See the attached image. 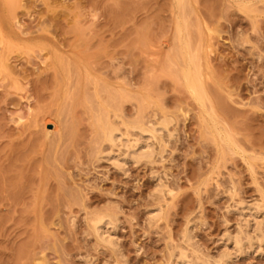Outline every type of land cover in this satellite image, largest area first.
<instances>
[{
	"label": "rangeland",
	"instance_id": "rangeland-1",
	"mask_svg": "<svg viewBox=\"0 0 264 264\" xmlns=\"http://www.w3.org/2000/svg\"><path fill=\"white\" fill-rule=\"evenodd\" d=\"M0 264H264V0H0Z\"/></svg>",
	"mask_w": 264,
	"mask_h": 264
},
{
	"label": "bare ground",
	"instance_id": "bare-ground-1",
	"mask_svg": "<svg viewBox=\"0 0 264 264\" xmlns=\"http://www.w3.org/2000/svg\"><path fill=\"white\" fill-rule=\"evenodd\" d=\"M183 25V24H182ZM183 28V27H182ZM200 28V27H199ZM184 29V28H183ZM180 33H182V32H180ZM181 36V35H180ZM204 39V38H203ZM7 41V39L5 40V42ZM181 41H182V39H181ZM203 42V41H202ZM182 43H184V41H182ZM6 46V45H5ZM185 46V45H184ZM203 48H204V46H203ZM206 48V47H205ZM186 49V48H185ZM205 50V49H204ZM201 52V51H200ZM199 53V52H198ZM188 55V54H187ZM205 56V55H204ZM203 57V56H202ZM189 58V56H187V59ZM205 58V57H204ZM204 58H203V60H204ZM199 59V58H198ZM207 59V58H206ZM201 61V60H200ZM205 61V60H204ZM187 64V63H186ZM189 64V63H188ZM203 64V63H202ZM198 65V64H197ZM5 67V66H4ZM187 67V66H186ZM205 67V66H204ZM184 69V68H183ZM182 69V70H183ZM201 69H202V67H201ZM188 72V71H190V69L189 70H187V69H185V71H183L182 73H185V72ZM196 71H198L197 69H196ZM202 71V70H201ZM187 72L185 73V74H187ZM191 72V71H190ZM189 74V73H188ZM184 75L185 76V79H186V81H188V79H189V75ZM198 74V73H197ZM190 75H191V73H190ZM201 76V75H200ZM183 78V77H182ZM199 78V77H198ZM190 80H192L191 78H190ZM192 82H193V80H192ZM194 83V82H193ZM191 84V83H190ZM202 84V83H201ZM187 85V84H186ZM192 86H194V85H192ZM195 87H196V85H195ZM195 87H194V93L196 94V96L198 97V99L197 100H202V95H201V93L199 92V90L197 91L196 89H195ZM189 88V87H188ZM190 89V88H189ZM198 89V88H197ZM191 90V89H190ZM205 90V89H204ZM193 93V94H194ZM195 94H194V96H195ZM195 96V97H196ZM219 99V98H218ZM220 101V100H219ZM200 102V101H199ZM223 105H224V101L223 102H221ZM221 103H218V104H221ZM219 106V105H218ZM224 107V106H223ZM226 107V106H225ZM224 109H226V108H224ZM201 110V109H200ZM221 110H223V109H221ZM227 111L226 112H229L228 111V108L226 109ZM202 112V111H201ZM200 112V113H201ZM208 116V115H207ZM212 116V115H211ZM210 117V116H209ZM213 117V116H212ZM212 117H210L211 119V122H212V120H214V119H212ZM155 118V117H154ZM214 118V117H213ZM154 120V119H153ZM209 120V121H210ZM216 120V119H215ZM207 121H208V119H207ZM150 122V121H149ZM204 122H205V120H204ZM214 122V121H213ZM151 123V122H150ZM162 124H164L163 122H161V125ZM206 124V123H205ZM217 124V123H216ZM97 125H98V130H99V138H100V140L101 139H103V140H105V141H108V142H110L113 146L114 145H116L117 144V146H119V145H121V146H123V147H125L126 149H127V153L124 155V156H122L121 158H123V160H125V159H133L134 161H136L137 159H139V158H146V157H148L150 154H153L152 152H151V150L149 151L148 150V148H147V150H146V147L149 145V144H147V142H145L144 144H140V139H138V140H136L135 141V143H133V144H131V143H128L129 142V140H128V142H127V140H125L126 138H122V136L123 135H126V134H123L122 135V133L118 130V128L117 127H115V126H113V124L111 125V123L109 122V120L105 117V118H102V117H99L98 118V120H97ZM219 125V124H218ZM160 126V125H159ZM158 126V127H159ZM154 127V126H153ZM152 128V129H154L153 131L154 132H156V131H159L160 130V128ZM161 127H163V126H161ZM211 128V127H210ZM214 129V128H213ZM218 129V128H217ZM142 130V129H141ZM220 130V129H219ZM146 132V131H145ZM153 132V133H154ZM121 133V134H120ZM219 133V132H218ZM152 134V133H151ZM150 134V135H151ZM153 135H156L155 133L153 134ZM221 135V134H220ZM142 136H144L143 134H142ZM141 136V137H142ZM149 136V135H148ZM215 136V135H214ZM124 137V136H123ZM127 137V136H126ZM140 137V138H141ZM146 137V136H145ZM144 137V138H145ZM217 137V136H216ZM150 138V137H149ZM224 138V137H223ZM222 137H221V139H223ZM141 139H143V138H141ZM148 139V138H147ZM154 139V138H153ZM227 139V138H226ZM146 141V140H145ZM228 141V140H227ZM225 142V141H224ZM118 143H119V145H118ZM141 143H143V142H141ZM226 143V142H225ZM144 148V149H143ZM125 150V149H124ZM149 152H150V154H149ZM110 153V152H109ZM112 153V152H111ZM113 154H115V153H113ZM118 154V153H117ZM117 154H115V155H109L108 154V156H110V159L112 160H114V164H118L119 166H122V164L121 163H123L121 160H119L118 158H120V156L121 155H119V157L117 156ZM149 158H150V156H149ZM109 160V159H108ZM125 161H127V160H125ZM121 164V165H120ZM124 164V163H123ZM125 165V164H124ZM122 167H124V166H122ZM123 169V168H122ZM262 209V208H261ZM249 211V210H248ZM155 217V216H154ZM97 223L95 224V231H96V233H98V234H100V229L102 228V227H104L105 225H107L108 223H110L107 219L105 220L104 218H98V221H96ZM257 230V229H256ZM104 231V230H103ZM190 231V230H189ZM257 232V231H256ZM187 234H189V233H187ZM259 233L257 232L256 234H255V237H260L261 238V236H260V234L258 235ZM103 236V235H102ZM190 236V235H189ZM248 236V235H247ZM251 236V235H250ZM249 236V237H250ZM107 237V236H106ZM185 237H187V235L185 236ZM252 237H254V236H252ZM188 238H190V237H188ZM256 238V239H257ZM104 239V241H106V242H109V243H111V241H110V239L108 240V238H103ZM253 239V238H252ZM190 240V239H189ZM258 240V239H257ZM185 241H186V239H185ZM238 241V240H237ZM236 241V242H237ZM189 241H187V243H188ZM235 244V243H234ZM237 244H238V242H237ZM227 255V254H226ZM225 257V256H224Z\"/></svg>",
	"mask_w": 264,
	"mask_h": 264
}]
</instances>
